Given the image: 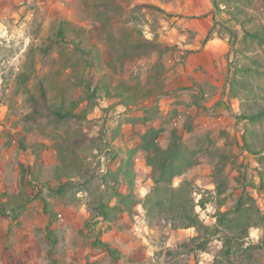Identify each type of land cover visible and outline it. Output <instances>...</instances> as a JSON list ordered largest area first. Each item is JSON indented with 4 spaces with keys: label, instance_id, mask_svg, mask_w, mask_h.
Masks as SVG:
<instances>
[{
    "label": "rangeland",
    "instance_id": "obj_1",
    "mask_svg": "<svg viewBox=\"0 0 264 264\" xmlns=\"http://www.w3.org/2000/svg\"><path fill=\"white\" fill-rule=\"evenodd\" d=\"M216 1L219 7L214 0H0V192L34 196L22 209L0 211V264H214L225 239L217 210L242 200L264 214V122L241 119L243 106L231 92L246 65L251 73L243 78L257 93L237 87L245 108L264 105V42L246 36L264 29V0ZM61 19L85 28L72 37L98 59L64 42L39 50ZM213 38L226 47L219 57L202 52L200 44ZM100 80L129 90L135 105L103 94L89 107L83 95ZM42 85L57 103L66 90V104L86 108V117L56 121L48 110L32 117L29 97ZM152 128L161 150L179 135L186 167L173 184L189 183L197 227H181L169 214L150 218L141 205L160 174L142 147ZM42 142V182L58 184L62 154L76 174L62 194L21 181V164ZM107 193L108 212L117 200L121 206L113 220L100 214ZM263 234L260 225L250 227L228 264H264Z\"/></svg>",
    "mask_w": 264,
    "mask_h": 264
},
{
    "label": "trees",
    "instance_id": "obj_2",
    "mask_svg": "<svg viewBox=\"0 0 264 264\" xmlns=\"http://www.w3.org/2000/svg\"><path fill=\"white\" fill-rule=\"evenodd\" d=\"M214 5L219 7V4L214 0ZM243 11V10H240ZM235 19L240 23L241 19L235 15ZM85 31V28L76 29L73 23L66 19H61L58 25L55 27L52 35L48 37V42L39 47V50L44 53H49L52 47L57 44L64 42L66 44H72L74 47L83 53L88 55L90 58L95 60L98 59V54L93 51V49L85 48L81 45L80 40H76L75 37H81V34ZM72 34L75 37H72ZM251 36L253 38H258L260 43L264 42V29H257L255 31H247L246 36ZM147 43L151 44V40H145ZM152 44H154L152 42ZM152 46H157L152 45ZM92 63V62H91ZM238 70L241 72L242 77H237L234 82L231 83V92L235 97H238L243 106V110L240 114V118L248 120L251 123H263L264 122V105L256 104L251 106V110H246L245 106L248 103L245 99V95L240 94L237 87L241 86L247 89L246 95H252L257 93L251 84H248L244 76L250 75V68L246 65L239 66ZM58 76L51 77L50 81V92L52 88L57 85ZM43 84V83H42ZM88 86L83 99L88 101L89 107H95L98 104V99L103 94L110 99H118L122 101L127 107H132L135 102L132 100V94L126 88L120 86H113L110 82L98 81L97 86L94 89H90ZM48 89L42 85L40 95L31 94L29 101L32 106L30 112L32 117H35L44 111H50V115H54L56 121H66L74 117H86V108L82 109L81 112H77L76 104L73 102L66 104V90L62 94L63 99L60 103L56 100L48 98ZM159 130L149 129L146 134H144V142L142 147L147 151V162L153 165L155 171L160 172L159 176H155V183L152 189L141 199V205L146 211L147 216L152 218L156 214H169L173 215L174 219L181 221V227H197L202 224L199 220V216L196 213V205L194 200L190 198V192L192 191L189 183L182 179L180 184L174 185L173 181L176 177L184 174V154L181 153V141L179 140V135L176 131L173 132V139L171 145L165 149L161 150L158 143L156 142L159 136ZM246 145L250 151L257 154L256 150L249 146L247 139H245ZM81 143V142H80ZM79 143V144H80ZM21 147L27 150L29 146L21 141ZM45 143H35L31 147V156L33 157L27 159L25 163L21 164V181L23 183H31L35 187L39 185H44L49 189V194L56 195L65 192L66 187L70 186L74 182L72 181L76 174L72 172L69 168V164L62 152V165L58 167L55 171V177L58 180V184L52 186L46 182L41 181L42 166L41 158L42 152L45 149ZM134 150H128V157L125 163L127 168H124V172L130 174V167L133 164ZM120 196V193L117 194ZM111 195L109 193L103 196L102 204L100 207V214L108 220H113V212H116L121 208L118 200L111 205L110 211L108 212V206L110 203L108 200ZM34 196L26 194L25 191L21 190L17 193L0 192V211L6 212L11 209L17 210L24 208L33 200ZM206 202L203 200L200 205L204 206ZM44 208L47 213H49L54 220L57 214L51 208L50 203L44 199ZM130 209V207H129ZM217 227L221 228L224 233V245L219 251L220 258H216L214 264H228L231 260V256L235 253L236 249L244 247L246 240L249 236V229L253 225L257 224L263 228L264 232V214L255 207L254 204L246 205L242 200L239 201L235 206L227 210H217ZM52 236V234H51ZM97 244H103L101 240L96 241ZM107 249H110L108 244H104ZM259 246H264V234Z\"/></svg>",
    "mask_w": 264,
    "mask_h": 264
},
{
    "label": "crops",
    "instance_id": "obj_3",
    "mask_svg": "<svg viewBox=\"0 0 264 264\" xmlns=\"http://www.w3.org/2000/svg\"><path fill=\"white\" fill-rule=\"evenodd\" d=\"M222 43H224V42L222 40H220L219 38H216V39L213 38V39L207 40V42L204 45H202V44H200V45L203 46L202 52L207 54L208 57L209 56L211 57L212 54L214 57H216V56L219 57L220 55L224 54V52H226V47H224V44H222ZM201 46L191 45V47H194L196 49H200ZM215 47H217L219 50H217ZM210 51H212V54H210ZM199 55H202V54L199 53ZM199 55H197V56H199ZM207 56H205V57H207ZM194 58H196V55H194ZM211 62H212V60H211ZM211 62L207 61L206 63H207V65L208 64L210 65Z\"/></svg>",
    "mask_w": 264,
    "mask_h": 264
}]
</instances>
